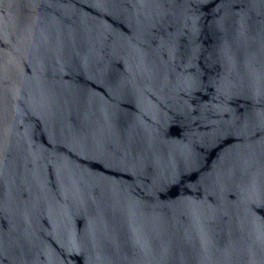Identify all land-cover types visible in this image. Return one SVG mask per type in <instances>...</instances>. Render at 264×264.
Wrapping results in <instances>:
<instances>
[{"label":"water","instance_id":"water-1","mask_svg":"<svg viewBox=\"0 0 264 264\" xmlns=\"http://www.w3.org/2000/svg\"><path fill=\"white\" fill-rule=\"evenodd\" d=\"M0 264H264V0H0Z\"/></svg>","mask_w":264,"mask_h":264}]
</instances>
